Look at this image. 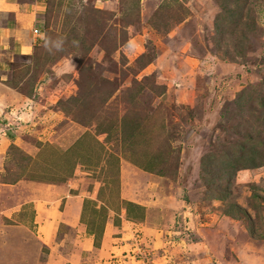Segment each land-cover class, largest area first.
I'll use <instances>...</instances> for the list:
<instances>
[{
	"label": "rangeland",
	"instance_id": "obj_1",
	"mask_svg": "<svg viewBox=\"0 0 264 264\" xmlns=\"http://www.w3.org/2000/svg\"><path fill=\"white\" fill-rule=\"evenodd\" d=\"M44 1L25 27L37 28L33 46L8 44L0 65V187L17 177L73 185L101 264H264V142L260 166L212 191L201 167L211 152L234 155L241 122L264 113V0ZM28 82L30 99L18 90ZM127 198L149 201L148 214L127 210ZM31 210L1 218L0 264H19L1 251L13 225L36 235ZM27 239L41 261L49 246Z\"/></svg>",
	"mask_w": 264,
	"mask_h": 264
},
{
	"label": "crops",
	"instance_id": "obj_2",
	"mask_svg": "<svg viewBox=\"0 0 264 264\" xmlns=\"http://www.w3.org/2000/svg\"><path fill=\"white\" fill-rule=\"evenodd\" d=\"M95 1H103V3L111 2L110 0ZM43 2L44 0H0V65H4L6 62L8 64L11 61L9 59L11 52L9 51H12L11 48L13 46H18L17 49L20 54H24L28 51H22L21 48L23 46H33L29 38L33 35L31 34V29L34 28V26L31 27L30 30L25 27H30L31 24L37 23L38 20L36 17L39 15L38 13L42 12L44 9ZM8 44L13 46L10 48ZM6 53L8 55H6ZM27 99H30V97L27 96ZM0 108L7 110V108L1 107V105ZM14 109L18 110V107ZM11 136L15 138L16 135ZM14 138H12V140L18 145L17 140H14ZM3 148L6 150L7 146L5 145ZM4 157L5 156L0 159L1 172L5 169ZM26 183L27 181L22 179H17L13 182H1L0 220L1 218L10 219L12 216L15 217L19 211V216H21L22 206L24 203L28 202L31 204V211L33 213L31 221L35 224L34 226L36 228L35 235L33 231H30L22 224L13 225L15 229H11L8 233L14 240L1 242V251H3V253L7 252L4 261L10 262V260L18 259L19 264H21L22 260H24L23 264H101V260H97L98 258L93 253V255L90 254L88 249H86L87 245L90 244V238L89 235L86 236L85 234L86 225L81 221L80 217L83 202L86 198L85 195L79 190L73 189V185L68 186L66 183L63 184L64 182L32 181V186L25 187L23 184ZM34 188H42V190H45L44 195L39 196L34 194L32 192ZM131 188L128 186L125 187L123 189L126 190L124 194L130 196ZM160 190L161 189H159V191ZM136 198L141 199L142 195ZM125 200L131 201L132 199L129 200L127 198ZM135 201L138 202L137 204L144 207L147 215L149 201H146L147 203L139 200ZM60 204H62L64 208H62L63 206L60 207ZM124 222L138 226L143 224V222L136 223L127 220L123 221V223ZM114 227L116 226H112V228ZM126 233L128 235L129 231L124 234ZM0 234L2 236L1 230ZM25 238H28L27 240L30 241H32V238L35 240L37 238L41 244L46 247L49 246V253L45 254V257L39 261L36 249L30 244L25 243V240L21 241ZM82 239L86 241L83 242ZM59 244L62 245V249L61 251L59 250L58 254L59 247H57V245ZM83 245L85 247H83ZM55 249L56 256L51 258L53 253L52 250L55 251ZM94 259H96V261Z\"/></svg>",
	"mask_w": 264,
	"mask_h": 264
},
{
	"label": "trees",
	"instance_id": "obj_3",
	"mask_svg": "<svg viewBox=\"0 0 264 264\" xmlns=\"http://www.w3.org/2000/svg\"><path fill=\"white\" fill-rule=\"evenodd\" d=\"M45 2V1H44ZM253 25V24H252ZM217 28L219 29L220 27L217 26ZM30 84V86H28L29 88L26 89H19L17 84H13V86L9 85L11 88H15L17 87L19 92L21 93H25L27 96L31 97L32 93H31V88H32V83L28 82ZM245 100L244 98V94H241V92L237 95L236 99H235V103H237L240 107L242 102ZM264 103V97L261 99L259 106L262 107L261 104ZM264 108V105H263ZM240 109V108H239ZM264 110V109H263ZM254 120V121H253ZM259 120L260 124L258 123ZM242 125H244L243 131H237V135L239 136V138L235 141V143H233V152L234 155H236V158L233 154L229 155V151L226 150V153H224V156L219 158L216 157V155L211 152L209 154H206L203 156L202 161H201V167L203 168V173L206 174V177H204V182H208V180L213 183V186H211V191L218 186V182L220 180V178L222 177H231L233 174V171L235 172L237 169H241V168H253L256 166H260L261 163H257L255 161L257 156H254V153L257 152L258 149L261 148L260 144L264 142V137L262 136V133H264V113L262 115L260 114H254L253 117L251 118H245V120L243 122H241ZM257 124L261 125V128H257ZM18 145L15 143H11L12 148H18ZM236 147V149H235ZM240 151V153H239ZM252 154V155H251ZM251 155V156H249ZM240 162V163H238ZM237 164V165H236ZM211 165H214V169L210 170V172H213L217 174V179L216 181L210 176L207 177L209 174L207 172H209L207 169L210 168L212 169L213 167ZM238 166V167H237ZM207 170V172H206ZM232 171V172H231ZM208 174V175H207ZM212 176H214L212 174ZM5 179V178H3ZM18 177L15 179L17 180ZM208 179V180H207ZM127 202V201H126ZM234 205L236 207H239L237 205V203H234ZM131 208H129V207ZM128 208L127 210H134V207L143 210L144 207L132 202V201H128ZM227 214H230L229 212H227ZM232 215V213H231Z\"/></svg>",
	"mask_w": 264,
	"mask_h": 264
},
{
	"label": "clouds",
	"instance_id": "obj_4",
	"mask_svg": "<svg viewBox=\"0 0 264 264\" xmlns=\"http://www.w3.org/2000/svg\"><path fill=\"white\" fill-rule=\"evenodd\" d=\"M34 28H36V27H34ZM34 28H33V29H34ZM36 29H37V28H36ZM62 44H63V39L61 38V39H58V40L54 41L52 46H53L56 50H60L61 47H62ZM45 47H48V43H47V41L45 42Z\"/></svg>",
	"mask_w": 264,
	"mask_h": 264
},
{
	"label": "built area",
	"instance_id": "obj_5",
	"mask_svg": "<svg viewBox=\"0 0 264 264\" xmlns=\"http://www.w3.org/2000/svg\"><path fill=\"white\" fill-rule=\"evenodd\" d=\"M33 31H34V32H37V29H36V28H34V29H33Z\"/></svg>",
	"mask_w": 264,
	"mask_h": 264
}]
</instances>
